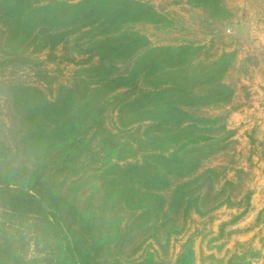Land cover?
<instances>
[{"label":"rangeland","instance_id":"1","mask_svg":"<svg viewBox=\"0 0 264 264\" xmlns=\"http://www.w3.org/2000/svg\"><path fill=\"white\" fill-rule=\"evenodd\" d=\"M79 1L32 0L36 5ZM136 1L149 5L158 20L125 23L123 33L138 34L149 47H189L193 65L187 86L197 94L214 91L219 80L206 77L202 69L213 62L227 63L221 78L227 97L186 107L196 128L178 133L170 123L171 131L162 140L146 144L140 141L153 125L151 116L129 115L123 129L117 105H109L104 129L133 147L126 154L136 152L134 158L110 160L124 165L147 155L162 164L160 176H105L99 169L104 154L94 141L87 148L94 156L81 157L88 170L83 165L84 173L55 175L51 189L87 213L96 236L95 256L105 262L264 264V0H218L219 11L196 0ZM84 41L85 36L75 33L54 48L30 54L33 61L25 68H11L0 77V168L14 171L16 178L30 174L32 166L14 134L12 93L5 86L33 85L49 99L61 87L83 88L87 82L78 80L84 74L77 72L99 60L91 51L95 48ZM138 55L117 59V68H125ZM146 84L140 79L141 86ZM119 86L108 85L104 97L122 93L115 102L123 100L126 87ZM177 138L187 143L180 145ZM161 152L169 158L159 157ZM0 238L20 264H62L49 227L34 217L7 212L1 202Z\"/></svg>","mask_w":264,"mask_h":264},{"label":"trees","instance_id":"2","mask_svg":"<svg viewBox=\"0 0 264 264\" xmlns=\"http://www.w3.org/2000/svg\"><path fill=\"white\" fill-rule=\"evenodd\" d=\"M196 2L209 5L213 11L220 10L218 0ZM157 20V13L149 5L136 0H81L45 5H36L32 0H0L3 27L0 28V77L5 78L11 68H25L33 61L30 54L45 47L54 48L75 33L85 36L84 42L95 48L91 51L99 58L95 65L77 72L84 74L77 78L87 82L83 88L61 87L53 99L33 85L11 82L5 86L12 93L14 134L19 136L18 142L23 145V154L29 157L32 171L16 178L14 171L0 168V202L15 216H31L46 224L59 244L62 264H114L95 256L96 236L87 213L51 189L55 175L84 173L83 165L88 170L87 161L81 157L94 156L87 149L89 144L96 141L104 154L99 169L107 177H150L162 173V164L148 160L147 155L143 160L124 165L110 160L134 158L136 152L126 154L133 147L124 143L120 135L104 129L102 120L109 105H117L123 129V119L129 115L151 116L153 125L140 141L146 144L162 140L171 131L170 123L177 126L176 132L196 128L186 107L218 103L227 97L221 81L227 63L213 62L202 69L206 77L215 75L219 80L214 84V91L197 94L187 86L189 68L193 65L189 47H149L138 34L126 36L122 31L128 22ZM135 52L140 56L125 68H117V59H126ZM140 79L147 83L146 87L140 85ZM111 83L126 87L123 100L115 102L122 93L110 99L104 97V89ZM184 119L186 125H183ZM184 139L176 141L184 145L187 143ZM177 150L176 147L173 152ZM142 152L148 150L143 148ZM165 154L161 152L159 157L167 160L169 157ZM168 156L174 160L173 153ZM198 162L197 157L195 163ZM0 264H20L1 238Z\"/></svg>","mask_w":264,"mask_h":264}]
</instances>
